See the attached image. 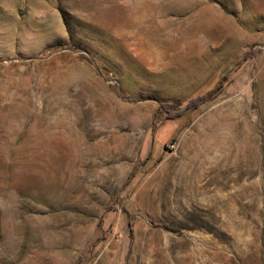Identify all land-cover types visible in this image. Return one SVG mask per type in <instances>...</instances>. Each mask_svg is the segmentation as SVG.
Instances as JSON below:
<instances>
[{"label": "rangeland", "instance_id": "obj_1", "mask_svg": "<svg viewBox=\"0 0 264 264\" xmlns=\"http://www.w3.org/2000/svg\"><path fill=\"white\" fill-rule=\"evenodd\" d=\"M0 264H264V0H0Z\"/></svg>", "mask_w": 264, "mask_h": 264}]
</instances>
